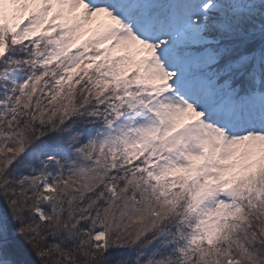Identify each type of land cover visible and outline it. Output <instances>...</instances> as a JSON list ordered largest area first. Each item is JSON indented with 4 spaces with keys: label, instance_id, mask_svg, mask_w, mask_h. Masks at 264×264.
Returning <instances> with one entry per match:
<instances>
[{
    "label": "snow or ice",
    "instance_id": "1",
    "mask_svg": "<svg viewBox=\"0 0 264 264\" xmlns=\"http://www.w3.org/2000/svg\"><path fill=\"white\" fill-rule=\"evenodd\" d=\"M0 264H264V0H0Z\"/></svg>",
    "mask_w": 264,
    "mask_h": 264
}]
</instances>
